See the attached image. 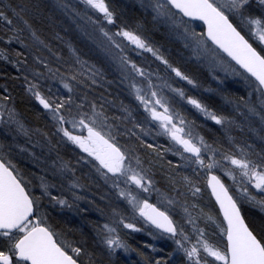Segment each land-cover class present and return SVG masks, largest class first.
<instances>
[{
	"label": "snow or ice",
	"instance_id": "1",
	"mask_svg": "<svg viewBox=\"0 0 264 264\" xmlns=\"http://www.w3.org/2000/svg\"><path fill=\"white\" fill-rule=\"evenodd\" d=\"M81 2L83 11L65 0H54L51 7L66 15L71 14L74 22L79 19L91 25V32L84 25L77 24V27L104 54L109 67L118 73L119 83L142 108L143 116L138 118L137 108L123 101L119 105L123 115L109 116L105 108L109 102L103 95L100 99L104 102L98 103L96 98L89 99L88 93L81 91L88 89L90 84H98L97 78H103V70L83 59L80 51L69 41H65L69 50L67 59L53 53L62 61L58 67L53 68L44 59L36 57L47 69L48 76L32 68L30 80L26 69L20 67L22 64L27 66V59H17L15 66L23 75L25 94L40 105L42 111L37 113V117L46 118L47 130H33L26 124L16 107V97L5 86L4 91L8 94L0 96V129L4 137L0 139V264H85V257L87 264H95L94 253L87 250V240L64 239L48 223V206L73 208L77 201L84 199L75 191L83 190V185L76 177L71 161L65 160L57 151L50 170L51 179L49 169L45 168H41L43 175L33 172L26 178L24 171L13 161V151L18 149V154L29 153L34 166L40 167V157L18 142V138L23 136L32 143L33 132L47 141L49 153L58 145L79 149L83 155H78L77 163L90 166L115 194L118 203L109 201L107 213L104 208H98L105 220L103 224H94L98 242L104 246L108 258L107 264H116L117 253L121 249L125 253L137 251L144 258V264H153L150 257L132 249L120 236L118 229L121 225L134 232L145 231L149 226L158 230L147 234L153 240L164 238L173 242L175 248L168 253L169 257L182 254L174 264H264V215L248 214L244 208L248 204L264 214V0H136L145 16H151L152 30L163 28L162 35L179 42L187 51L185 56L178 50L176 62L162 50V44L155 42L150 34H145L149 30L144 21H137L135 28L129 25L122 5L109 4L106 0ZM44 7L47 5L41 3L5 5L11 15L0 10V21L14 33L8 43L15 40L23 44L21 34L27 30L34 41L51 52L50 45L40 39L26 18L30 11L36 18H42ZM89 10L102 14V18L90 15ZM47 19L52 21L53 17L49 14ZM194 21H201L206 30L197 32ZM109 26H113L115 31ZM56 36L63 39L59 33ZM130 53L140 57L148 53L159 65L156 68L150 64L146 66L144 62H137ZM232 61L243 71L238 70ZM181 62H195L201 68L207 62L213 78L218 79L221 85L225 81L215 75L217 65L226 75L243 80L248 89L246 96H228L222 89L208 88L205 91L221 95L233 111L245 117L249 131L256 134L259 146L237 143L230 133L233 127L243 130L244 125L240 121L234 116L211 110L207 103L178 85L182 81L192 89L202 87L201 81L182 67ZM160 65L163 66V74ZM38 77L58 82L66 94L45 95ZM48 92H52L51 87ZM177 99L219 125L229 143L226 145L220 137L206 139L195 132V120L187 119L175 107ZM252 117L258 118L259 128L253 126ZM117 120L120 123H116ZM153 122L155 135L165 136L172 142V146L164 151L179 156L182 161L166 174L168 189L158 187L155 173L151 167H145L139 151L141 147L152 149L157 157L161 156L159 145L143 139L151 135ZM209 132L213 133V130L209 129ZM121 135L128 137V142L123 145L118 140ZM37 146L43 148L39 141L32 143L33 148ZM168 164L172 165V161ZM181 168L191 169L193 175H181L178 171ZM217 170L233 181L239 195L215 174ZM201 171L209 176L207 183L219 205L222 220L205 213L194 201L189 202V194L196 198L202 192L194 179ZM65 179L68 181L67 191L72 194L71 201L63 192L60 195L53 193L54 189L64 188ZM250 189H255L259 195ZM153 195L155 203L152 202ZM121 202L127 207H121ZM162 204L169 207L162 208ZM175 208L182 210V219L192 226L197 237L195 243H192L185 224L171 215L170 210ZM197 208V217H193L192 210ZM128 212L132 214L131 219ZM137 217L143 220L144 228L134 222ZM200 217L205 220L204 227L199 224ZM209 226L221 237L220 243L208 239ZM145 247L157 250L154 245L146 244ZM155 264H161V261L156 260Z\"/></svg>",
	"mask_w": 264,
	"mask_h": 264
},
{
	"label": "trees",
	"instance_id": "2",
	"mask_svg": "<svg viewBox=\"0 0 264 264\" xmlns=\"http://www.w3.org/2000/svg\"><path fill=\"white\" fill-rule=\"evenodd\" d=\"M106 1L109 4L116 3L124 7V17L132 28H135L137 21H144L147 29L149 30L145 34H150L152 37H154L155 42L162 44V50L165 51V53L168 54L174 62L177 61L178 50L183 51L184 53L186 52L179 42L170 41L164 35H162V32L164 31L163 28H161L160 31L152 30L151 16H145L139 6L128 2L127 0ZM22 3H27L29 5L41 3L42 5H47V7H44L42 18H36L31 11L27 13L26 18L30 20V22L33 24V27L37 30L40 39L50 45L52 51L49 52L42 45L34 41L27 30L21 34L23 44L18 43L15 40H13L12 43H8L9 38L13 37L14 33L8 31L5 28L3 21H0V96L8 94L4 91V87L7 86L8 92L16 97V107L30 128L33 130L40 128L46 131L47 120L43 116H40L39 118L37 117V113L41 112L42 109L38 102H36L34 99H31L29 96H26L24 91L26 85L23 81V75L20 71H17L15 62L17 59L21 61H23L25 58L27 59V66L22 64L20 67L22 69H26L30 80L32 79V74L30 71L32 68H35L39 72H44L45 75L48 76L49 74L47 73V69H45L43 65L39 63L36 57L44 59L45 62L53 68L58 67L62 61L57 59V55H62L65 59L69 57V50L65 41L71 42V44L80 51L82 58L87 60L89 64H95L98 68L103 70V78H97L98 84H90L88 89H81V91L88 93L89 99L96 98L98 103H103L104 101L100 99L101 95H103V97L109 102L105 104V108L109 116L119 117L123 115L119 108L121 101H123L125 104H132L133 107H136V115L138 118L143 116V111L141 108H139L137 102H135L127 94L124 85L119 83L118 73H116L113 68L109 67L104 55H102L100 51L97 50L95 45L90 43L89 39L85 38V36L80 33V30L77 27V20L74 22L71 18V14L66 15L64 12L52 8L51 5L54 3V0H0V10H6L9 12V15H11L10 10L5 8V5L11 4L16 6ZM49 14L53 17L52 21L47 19ZM196 29L197 31H203V27L200 25L197 26ZM57 33H59V36L63 39L57 38ZM23 45H27V47H24ZM18 53H23V55L18 56ZM53 53H56L57 55H53ZM5 57H7V59H5ZM148 60H150L152 68H156L157 65H159L157 61L155 64L151 59ZM181 66L186 67L191 72V74H194L201 81L202 84V87L199 89L185 87L188 91L190 90L189 94L195 95L197 98L203 100L209 105L211 110H216L217 112L234 116L244 125L243 130L236 127L231 129L230 134L235 137L237 143H255L257 146H259V141L256 138V134L249 131L248 121L245 120V117L240 116L237 112L233 111L232 106L226 104L221 95L217 94L216 92L205 91V89H222L226 95L232 97L246 96L247 94H244L243 90L233 83H229L220 87L216 83V79L213 78V74L209 71V68H201L195 62L189 64H184L181 62ZM160 68L161 73L163 74L161 65ZM14 77H19V79H14ZM37 79L41 84V91L45 95L66 94V90L63 89V87L58 82L53 81L52 79H44L39 77ZM221 79H223V76ZM109 81H112V83H109ZM49 87L52 89L51 93L48 92ZM57 89H59V92ZM184 107L185 106L180 105V111L186 116L187 119L195 120L196 124L194 128L197 131L199 129L201 135L205 136L206 139L220 137L226 145L229 143L227 135L219 125L214 123L212 124L205 119H201ZM251 119L254 122L253 126L259 128L260 125L258 118L252 117ZM116 123H120V121L117 120ZM196 125L198 127H196ZM128 126L131 127L130 124ZM209 129H212L213 133H210ZM135 131L139 132V129H136ZM155 132V124L152 123L151 135L144 136L143 139L148 143L159 145L158 150L161 153V156L157 157L155 153H153L152 149L141 147L139 151L141 158L145 161V167H151L152 172L155 173L154 178L158 181V187L162 189H168L169 185L167 183L166 174L170 168L175 169V166L177 164H181L182 161L180 160L179 156L173 155L171 152L164 151V149L172 146V142L165 136H156ZM32 138V143L39 141L40 144L43 145V148L39 146L33 148L32 143H29L23 136L18 138V142L20 145L29 148L31 152H35L36 155L40 157V167L34 166V164L31 162L30 156L23 155L22 158H19L18 156L21 154H18V149L16 151L14 150L12 154L13 161L24 171L26 178L31 177V173L33 172L37 173V175H43L44 173L41 172V168H45L49 169V179H51L50 170L52 167V162L56 160V153L59 151V154L65 160L71 161L72 167L76 169L75 175L76 177L80 178L79 182L83 185V190L75 189V191L79 195L83 196L84 199L77 201L73 208H62L59 205L55 207L48 206V223H50L58 233L62 234L64 239L71 241L87 240L86 247L90 253H94L93 260L95 261V264H107L108 258L104 251V246L98 242L94 230V224H103L105 220V218L100 215L98 208H104L105 212L107 213L109 209V201H111L112 204H116L118 201H114L111 196L109 197V194H112L111 190L107 188V185H105L104 182L95 175L90 166L85 165L82 162L79 164L77 163L78 155H83L80 153L79 149L73 150L71 145L67 147L58 145L51 151V153H49L48 143L39 133L33 132ZM118 140L119 143L123 145L128 142V137L121 135L118 137ZM55 143L56 139L54 138L53 144ZM137 143H139V141H137ZM23 160L27 161L33 166L31 165L32 167L27 168L23 164ZM168 161H172V165H169ZM178 171L181 175H193L191 169L188 168H181ZM207 177L208 175L204 171H201L198 176L194 177L197 186L202 189V192L196 198H192L189 194V202L191 203L194 201L199 205V208L204 209L205 213H210L222 220V217L219 215L218 209L213 203L211 195L208 192L206 183ZM220 177L227 184L225 178L221 175ZM177 179H179V177H177ZM34 182L38 183V180H34ZM63 184V189H54L53 193L55 195H60L61 192H63L69 201H71L72 194L71 192L67 191V179L63 181ZM257 195L259 194L257 193ZM152 202H156L155 195H153ZM45 204H47V201H45ZM120 206L124 208L127 207L122 203ZM160 206L162 208L169 207L166 204H162ZM199 208L192 210L193 217H197ZM244 208L245 212L248 214H252L257 217L264 215L259 212L258 208L252 207L251 205L246 204L244 205ZM170 211L174 219L185 224L186 230L192 237V243H195L197 238L196 234L192 231V226L188 225L182 219L184 215L182 210L175 208L171 209ZM128 216L129 219H131V212H128ZM134 222L138 227H145L143 220L139 217H137ZM199 224L201 227L205 226V220L202 217L199 218ZM118 230L120 236L128 242L132 249H136L145 253L152 259L153 264H155L156 260H160L161 264H164L165 261L167 264H174L176 259L182 257V254L169 257L168 253L172 252V250L175 248V245L173 242L163 238L153 240L152 237L147 234V232L157 231L150 227L145 228V231L142 232H134L131 229H126L121 225L119 226ZM207 234L210 241L217 243L221 242V237L215 232L213 227L209 226L207 228ZM146 244L154 245L157 250L153 251L151 247H145ZM84 259L85 264H87V258L85 257ZM116 264H144V258L138 255L137 251H129L127 253L124 251H119L117 253Z\"/></svg>",
	"mask_w": 264,
	"mask_h": 264
},
{
	"label": "rangeland",
	"instance_id": "3",
	"mask_svg": "<svg viewBox=\"0 0 264 264\" xmlns=\"http://www.w3.org/2000/svg\"><path fill=\"white\" fill-rule=\"evenodd\" d=\"M127 1L133 3L134 5L139 6V4L136 2V0H127ZM65 2H66L67 4H69L70 6L75 7V8H77V9L81 10V11L84 10V5L82 4L81 0H65ZM106 2H107V1H106ZM89 14H90V15H93L94 17H101V18H102V14H100V13H96L95 10H89ZM77 24L84 25V27H85L89 32L92 31V27H91V25H87V24H85L84 21H81V20L77 19ZM199 25H200V24H198V23H197V24L194 23V26H195L196 28H197V26H199ZM200 26L202 27V25H200ZM109 27L112 28L113 31H115V28H114L113 26H109ZM79 30H80V28H79ZM196 31H197V29H196ZM197 32H200V31L198 30ZM80 33H82L81 30H80ZM82 34H83V33H82ZM83 35H84V34H83ZM95 35L98 36L99 34L96 33ZM84 36H85V35H84ZM85 38H87V37L85 36ZM87 39H88V38H87ZM89 41H90V43H93L92 40L89 39ZM125 43H127V41H125ZM93 44H94V43H93ZM94 45H95V44H94ZM95 47H96V45H95ZM129 47H131V46H129ZM96 48H97V47H96ZM97 50L100 51L99 48H97ZM185 51H186V50H185ZM100 53H101L102 55H104L101 51H100ZM130 54L133 55V58L136 59L137 62H144L146 65H148V64L151 65V62H150V60H148V59H151L154 63L156 62V61L154 60V58H152L151 55L148 54V53H144V54H143V57L135 56L134 53H130ZM185 54H186V56L188 55L187 51L185 52ZM145 57L147 58L146 60H144ZM157 62H158V61H157ZM158 63H159V62H158ZM155 64H156V63H155ZM161 66H162V65H161ZM234 66H235V65H234ZM204 67L208 68V66H207V62H205V66H204ZM235 67H236V66H235ZM236 68H237V67H236ZM162 71H163V66H162ZM215 75L218 76L220 79H221V77L223 76V79H224V81H225V83H224L223 85H226V84H229V83L236 84L239 88H241V89L243 90V93H244V94H247L248 89H247L246 86L244 85L243 80H241L239 77H234V76H232V75H226L225 71L220 70L219 65L216 66V73H215ZM216 83H217L220 87L223 86V85H221V84L219 83V80H218V79H216ZM178 85L183 86V87H186V88H191L190 85H187L185 82H182V81L178 82ZM188 92H190V90H189ZM174 103H175V107H176V108L179 109L180 105H183V106H185L184 108L190 110V112H192V113L195 114L196 116L200 117L201 119H205V120H207L208 122H210V123H212V124L214 123L213 121H211V120H209V119H206V118L204 117L203 114L199 113L196 109H194L191 105H188L186 102H184V101H179V100L177 99ZM141 110H142V108H141ZM142 111H143V110H142ZM153 123H154V122H153ZM154 124H155V123H154ZM214 124H215V123H214ZM196 127H198V126L196 125ZM195 132H199V133H200V130H199V129H198V131L195 130ZM3 138H4V137H3L2 129H0V139H3ZM32 139H33V138H32ZM72 147H74V146H72ZM15 151H16V150H15ZM79 151H80V150H79ZM28 154H29V153H23V154L19 155L18 157H19V158H20V157L22 158L23 155H24V156H29ZM82 154H83V153H82ZM23 162H24L23 164H24L27 168H30V167L33 166L32 164L28 163V162L25 161V160H23ZM31 165H32V166H31ZM216 172H217V173H216L217 175H219V176L221 175L222 177L225 178L227 184H228L229 187H230V190H232L233 193L239 195V192H238L237 186L233 184V181H232L230 178H228L227 176H225V175L223 174L222 171L217 170ZM218 173H219V174H218ZM237 181H239V176L237 177ZM107 188H109V187L107 186ZM250 190L253 191V193L257 194L255 189H250ZM111 192H112V191H111ZM110 196H111V198L114 199V201H117L116 196H115V194H114L113 192H112V194H109V197H110ZM152 198H153V197H152ZM121 203H122V202H121ZM122 204H123V203H122ZM163 239H164V238H163ZM166 240L172 242V241L169 240V239H166ZM119 251L122 252L123 250L121 249V250H119ZM119 251H118V252H119Z\"/></svg>",
	"mask_w": 264,
	"mask_h": 264
},
{
	"label": "water",
	"instance_id": "4",
	"mask_svg": "<svg viewBox=\"0 0 264 264\" xmlns=\"http://www.w3.org/2000/svg\"><path fill=\"white\" fill-rule=\"evenodd\" d=\"M194 23L195 24H200V25H202V27H203V31H205L206 30V26H204L203 25V23L201 22V21H194ZM214 47V46H213ZM221 55H224V54H222L221 53ZM226 57V56H225ZM227 58V57H226ZM227 59H229L230 60V58H227ZM233 65H235V62L234 61H232L231 62ZM238 69H239V66L238 65H235ZM240 71H243L242 69H239ZM208 179H209V176L207 177V180H206V183L208 182ZM207 189H208V192H209V194L211 195V189H210V187L208 186V183H207ZM211 198H212V201H213V203L216 205V208L218 209V212H219V205L215 202V197L214 196H212L211 195ZM219 215H221V217H222V214L219 212ZM150 227V226H149ZM151 228V227H150ZM153 230H155V231H158V230H156V229H154V228H152ZM166 235V234H165Z\"/></svg>",
	"mask_w": 264,
	"mask_h": 264
}]
</instances>
